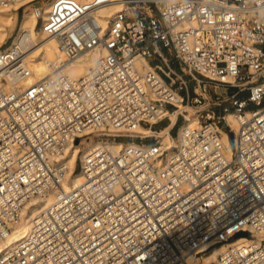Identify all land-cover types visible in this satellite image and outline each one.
Segmentation results:
<instances>
[{
	"label": "built area",
	"instance_id": "1",
	"mask_svg": "<svg viewBox=\"0 0 264 264\" xmlns=\"http://www.w3.org/2000/svg\"><path fill=\"white\" fill-rule=\"evenodd\" d=\"M35 1L17 9L34 6L65 60L97 55L76 77L57 70L0 86V239L31 196L59 192L0 264H264V0H119L105 24L98 10L113 0H50L46 18L45 0ZM13 33L0 44L1 84L31 73L32 44L8 46ZM209 85L234 91L211 99ZM178 95L203 102L198 124L184 125L180 112L169 143L148 134L119 147L88 143L83 179L63 189L66 165L54 155L85 144V130L116 129L94 133L116 140L164 126Z\"/></svg>",
	"mask_w": 264,
	"mask_h": 264
},
{
	"label": "bare ground",
	"instance_id": "2",
	"mask_svg": "<svg viewBox=\"0 0 264 264\" xmlns=\"http://www.w3.org/2000/svg\"><path fill=\"white\" fill-rule=\"evenodd\" d=\"M85 1V0H80ZM27 2V0H18L14 3L8 4L0 9V44L4 42V40L13 33L12 42L8 46L17 45H25L27 42L32 44L31 49L29 50V55L27 57L28 66L31 69V73L26 78H17L7 80L3 86H6V89H20L27 84H30L43 76L61 70L68 74L71 77H76L83 74L91 62L96 57V53L92 51L83 52L74 59L65 60L64 55L61 50L57 47L55 41L50 37L46 36L40 26L37 25V14L36 9L31 4H27L24 9V13L21 18L18 20L17 27L15 31H13L15 27L16 19V9L19 4ZM50 0L43 1L41 15L43 18H46L49 8H50ZM121 7L119 0H113L108 4L102 6L98 10L99 20L103 24L107 21V17L105 15L112 14L115 10H118ZM1 84V83H0ZM181 95H178V99L175 101L177 107L175 110L170 113L171 121L168 124H165L159 129L148 128L142 125H138L135 129L127 130L125 132L126 135L129 136H139L148 134L150 136L158 137L161 142L169 143L171 141V134L169 129L173 126L176 116L178 113H183V108L186 105L180 101ZM186 110V109H185ZM166 113V112H165ZM184 125H196L199 123L198 117H189L186 115ZM225 118L228 124L233 128H237V121L233 112H226ZM104 132L107 134H122V132L116 129H107L100 128L95 132L92 130H85L80 136H85L90 133ZM222 136L226 144L228 143L227 134L225 130L221 129ZM124 134V133H123ZM107 138L92 140L91 145H95L98 142H105L111 144L114 147H119L125 142L113 140ZM113 140V141H112ZM115 141V142H114ZM127 142H135V141H127ZM79 142L73 141L68 144L62 152H58L52 158V161L57 159L63 160L66 165V176L62 182L63 189L67 190L77 186L79 182L83 179L82 172L80 170V161L82 156V150L79 155H77L79 151V146H77ZM84 150V148H83ZM79 160L78 171L74 172L76 159ZM59 195V192H54L49 195L40 196L35 195L31 196L24 204L20 220L11 225V229L8 230L4 237L0 239V254L7 250L12 244H17L21 242L28 234L29 227L33 222V218L35 214L44 207L51 205L53 199H55ZM243 241V237H238L234 239V243H238ZM223 249V245H217L212 248V250L204 255L203 261L208 262L215 258V256Z\"/></svg>",
	"mask_w": 264,
	"mask_h": 264
},
{
	"label": "rangeland",
	"instance_id": "3",
	"mask_svg": "<svg viewBox=\"0 0 264 264\" xmlns=\"http://www.w3.org/2000/svg\"><path fill=\"white\" fill-rule=\"evenodd\" d=\"M41 2V0H36L34 3H36V4H38V3H40ZM17 19V18H16ZM17 23H18V21H16L15 22V27H14V29H13V31H15V29H16V27H17ZM9 36V35H8ZM7 43H8V40H6V43H5V45H7ZM4 45V46H5ZM65 59V58H64ZM174 66L177 68L178 67V64L175 62V64H174ZM188 84H189V87H190V89H189V93H190V95H193L194 94V89H193V85H194V81L193 80H188ZM2 85H4V84H0V86L1 87H3V88H5L6 89V86H2ZM8 89V88H7ZM232 91H234V88H228V89H225V87H223V86H217V87H214V86H212V85H209L208 86V88H207V92L205 93V95L207 96V98H211V99H214V96H217V95H219L220 97H222V96H226V95H228V93H230V92H232ZM200 92V89H197L196 90V93H199ZM240 96H245V93H243L242 95H240ZM184 103V102H183ZM185 104V103H184ZM189 105H191V106H186V107H184L183 109V115L186 117V115H188L189 117H197V112H195V109L196 108H200V109H203L204 108V104H203V102H201V103H196V104H189ZM214 108V110L215 111H218V109H219V107L218 106H214L213 107ZM186 109V110H185ZM228 112H232L231 110L230 111H228ZM184 118H183V116L182 115H178V118H177V123L178 124H181V123H183L184 122V120H183ZM166 121V119H164V121L163 122H165ZM222 124L223 125H225V122H222ZM162 127V125H161V123L160 124H157L153 129H159V128H161ZM175 130H176V127H173V129L171 130V133H174L175 132ZM85 144H84V142H79L78 144H77V146H79V151H78V153H77V155H79L80 154V152H81V150L83 149V147H85L86 146V144H90L91 142H92V140H96L95 138H94V133H90V134H88V135H85ZM116 140H118V141H123V142H126V141H137L138 140V138L136 137V136H128V135H125V133L119 138V139H116ZM108 141H110V140H108ZM113 141V140H112ZM115 142V141H114ZM78 165H79V160H78V158L76 159V163H75V168L73 169V171L74 172H77L78 171Z\"/></svg>",
	"mask_w": 264,
	"mask_h": 264
},
{
	"label": "crops",
	"instance_id": "4",
	"mask_svg": "<svg viewBox=\"0 0 264 264\" xmlns=\"http://www.w3.org/2000/svg\"><path fill=\"white\" fill-rule=\"evenodd\" d=\"M16 18H17V21L21 18L20 9H16Z\"/></svg>",
	"mask_w": 264,
	"mask_h": 264
},
{
	"label": "water",
	"instance_id": "5",
	"mask_svg": "<svg viewBox=\"0 0 264 264\" xmlns=\"http://www.w3.org/2000/svg\"><path fill=\"white\" fill-rule=\"evenodd\" d=\"M245 234V232L244 231H240V232H238V234L237 235H244Z\"/></svg>",
	"mask_w": 264,
	"mask_h": 264
}]
</instances>
